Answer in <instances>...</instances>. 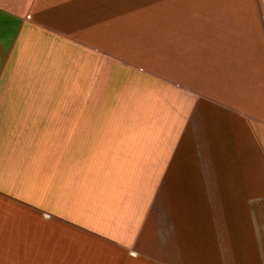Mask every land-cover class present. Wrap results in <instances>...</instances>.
Instances as JSON below:
<instances>
[{"label":"crops","instance_id":"1","mask_svg":"<svg viewBox=\"0 0 264 264\" xmlns=\"http://www.w3.org/2000/svg\"><path fill=\"white\" fill-rule=\"evenodd\" d=\"M0 264H264V0H0Z\"/></svg>","mask_w":264,"mask_h":264}]
</instances>
